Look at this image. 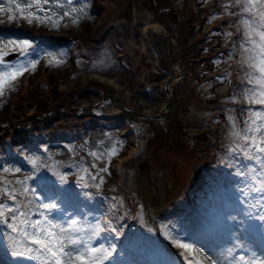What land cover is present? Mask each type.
I'll return each instance as SVG.
<instances>
[{"label":"rangeland","instance_id":"1","mask_svg":"<svg viewBox=\"0 0 264 264\" xmlns=\"http://www.w3.org/2000/svg\"><path fill=\"white\" fill-rule=\"evenodd\" d=\"M75 2L89 5L87 15L75 22L65 17L59 27L35 20L29 24L19 17L9 21L7 14L0 13V32L32 39L56 55L51 64L44 56L35 71L29 70L5 89L0 97V126L9 121L29 124L63 106L98 103L97 115L57 114L13 133L0 130V176H31L29 183L45 202L59 196L56 202L66 211L75 209L82 216L92 212L89 220L96 213H107L113 197L122 202L121 211L145 205L156 227L195 212L217 195L224 175L235 172L218 160L224 149L232 147L234 132L245 131V122L251 126L254 118L247 111V100L259 86L250 82V70L239 55L247 47L244 16L230 15L232 0H159L165 10L155 11L160 17L166 13L173 22L169 26L182 38L185 71L173 84L174 107L164 122L142 118L129 124L118 116V104L151 116L167 105L165 82L174 45L168 41L166 49L159 41L161 33L142 30L134 0ZM143 42L156 53L157 63L149 58ZM26 155L42 158L35 175ZM232 155L235 159L229 162L236 167L258 168L242 154ZM5 165L22 171L4 173ZM86 168L91 175L104 176L103 183L96 181L99 188L87 179ZM101 168L107 171L100 173ZM53 215L63 218L59 210ZM193 222L198 218L193 217ZM122 223L126 232H147L132 219ZM11 231L0 219V264H40L34 257L13 254L5 235ZM151 235L158 236V247L167 246L179 255L181 250L162 232ZM119 241L122 246L128 243L116 238V260L124 259Z\"/></svg>","mask_w":264,"mask_h":264},{"label":"snow or ice","instance_id":"2","mask_svg":"<svg viewBox=\"0 0 264 264\" xmlns=\"http://www.w3.org/2000/svg\"><path fill=\"white\" fill-rule=\"evenodd\" d=\"M232 5L230 15L244 16L243 43L247 47L239 51L240 62L247 64L250 82L259 87L247 100V111L254 116L251 126L245 122V131L234 132L232 147L224 149V156L218 160L235 168V172L224 175L217 195L202 202L195 212L156 227L154 217L144 211L143 204L138 209L134 206L121 211L122 202L113 197L107 213H96L95 219L89 220L92 212L82 216L75 209L66 211L56 202L59 196L45 202L46 198L29 183L31 176H0V219L12 230L5 235L14 255L34 257L40 264H264V0H232ZM87 7L75 0H7L0 3V13L7 14L9 21L19 17L29 24L35 20L59 27L65 17L75 22L87 15ZM44 56L49 57V64L56 59L55 53L32 39L0 32V97L18 77L35 71ZM44 148L47 151L48 146ZM233 153L255 161L258 168L236 167L229 162L235 159ZM111 155H116L115 151ZM24 158L34 166L31 175H35L42 158ZM2 170L16 174L22 171L8 165ZM106 171L99 169L100 173ZM84 172L97 188V179L103 183V175H91L87 168ZM232 175L240 179L233 182ZM64 178L61 176V180ZM54 210H59L63 218L54 216ZM193 217L198 222L194 223ZM125 218L143 225L147 232H126L127 225L122 223ZM153 232H162L181 250L179 255L171 253L167 246L158 247L160 241L151 235ZM118 237L128 241L124 246L119 241L123 249L119 255L124 258L121 260L113 257Z\"/></svg>","mask_w":264,"mask_h":264},{"label":"water","instance_id":"3","mask_svg":"<svg viewBox=\"0 0 264 264\" xmlns=\"http://www.w3.org/2000/svg\"><path fill=\"white\" fill-rule=\"evenodd\" d=\"M180 64V62H179ZM173 103V98L170 100V104L168 106V109L171 108V105ZM118 107L121 109V115H126L128 116L129 118H135L136 116H141L145 119H147V116L146 115H143V114H140L138 112H135L131 109H128L122 105H119L118 104ZM89 109L88 108H80V109H74V108H62V109H54V110H51L49 112H47L44 116L38 118V120L36 122H43L47 119H50L54 116H56L57 114H77L78 112H88ZM164 115V114H163ZM158 118L160 116H157Z\"/></svg>","mask_w":264,"mask_h":264},{"label":"bare ground","instance_id":"4","mask_svg":"<svg viewBox=\"0 0 264 264\" xmlns=\"http://www.w3.org/2000/svg\"><path fill=\"white\" fill-rule=\"evenodd\" d=\"M6 3L7 1H4V0H0V3ZM146 28L147 26H142V30L145 32L146 31ZM3 30H6V29H3ZM1 31H2V28H1ZM143 46L145 47V49H147V51L149 52V58L153 59L152 57L154 56L153 54V51L151 49H148V46L145 42H143ZM154 60V59H153ZM151 202V201H150ZM154 205V202H151L150 206L153 207Z\"/></svg>","mask_w":264,"mask_h":264},{"label":"flooded vegetation","instance_id":"5","mask_svg":"<svg viewBox=\"0 0 264 264\" xmlns=\"http://www.w3.org/2000/svg\"><path fill=\"white\" fill-rule=\"evenodd\" d=\"M144 1V0H143ZM145 7L147 8V9H154L155 7H159V8H161L162 6L161 5H159V0H154V1H152L149 5H145ZM165 17H166V15H165ZM182 39V38H181Z\"/></svg>","mask_w":264,"mask_h":264}]
</instances>
